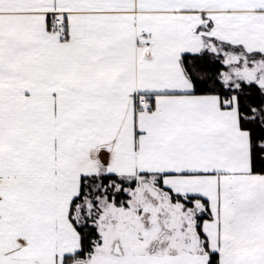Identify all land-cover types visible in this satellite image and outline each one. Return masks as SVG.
Wrapping results in <instances>:
<instances>
[{
    "label": "snow or ice",
    "instance_id": "1",
    "mask_svg": "<svg viewBox=\"0 0 264 264\" xmlns=\"http://www.w3.org/2000/svg\"><path fill=\"white\" fill-rule=\"evenodd\" d=\"M0 264H264V0H0Z\"/></svg>",
    "mask_w": 264,
    "mask_h": 264
}]
</instances>
